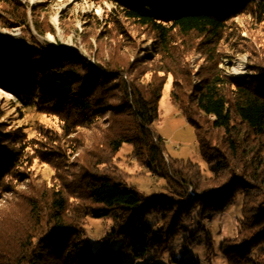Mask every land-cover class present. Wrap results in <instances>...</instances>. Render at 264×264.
Returning a JSON list of instances; mask_svg holds the SVG:
<instances>
[{
	"label": "trees",
	"instance_id": "trees-1",
	"mask_svg": "<svg viewBox=\"0 0 264 264\" xmlns=\"http://www.w3.org/2000/svg\"><path fill=\"white\" fill-rule=\"evenodd\" d=\"M110 1L123 17L149 27L162 45L153 50L161 59L149 78L145 75L149 71L140 67L149 57L122 65H94L75 51L47 50L38 43L41 57L36 58L15 42L5 53L11 72L29 77L56 107L64 121L60 139L76 127L104 130L98 141L105 149L90 156L88 172L82 171L88 203L67 218L65 194L55 191L49 228L21 241L16 255L0 254V263L122 264L121 256L128 252L135 257L150 254L151 260L169 253L175 264H200L193 256L182 260L173 256L183 223L195 217L196 227L184 238L185 245L192 244L202 221L225 211L239 197L236 233L221 241L220 252L225 264H264V66L229 76L218 66L216 49L206 48L208 66L195 74L196 83L188 63L181 59V50L170 46L174 34L218 36L229 18L243 12L264 18V0ZM167 75L172 77L170 98L194 127L209 175L196 163L164 156L163 140L154 125ZM110 89L118 95L113 98L116 102H106ZM123 143L131 145V154L142 165L166 180L167 193L145 199L115 174L107 173L106 164ZM5 155L17 163L14 156ZM203 181L214 184L201 190ZM192 188L194 193L189 192ZM88 216L109 217L117 223L118 229L111 228L98 251L84 237ZM113 240L119 241L115 249ZM206 248L214 251L210 239Z\"/></svg>",
	"mask_w": 264,
	"mask_h": 264
},
{
	"label": "rangeland",
	"instance_id": "rangeland-1",
	"mask_svg": "<svg viewBox=\"0 0 264 264\" xmlns=\"http://www.w3.org/2000/svg\"><path fill=\"white\" fill-rule=\"evenodd\" d=\"M226 22L223 31L210 39L198 34L172 36L170 46L181 50V59L188 63L193 79L208 66L206 48L216 49L218 66L229 76L245 75L264 66V18L256 12H243ZM12 42L25 51L29 49L27 53L36 58L41 57L35 45L38 43L47 50L75 51L94 65H122L149 57L140 65L149 71L147 78L161 59L153 50L162 46L149 27L123 17L110 0H0V254L4 256L16 255L21 241L33 239L49 228L55 191L65 194L67 218L88 203L81 185L82 171L88 172L90 156L105 149L98 141L104 130L76 127L59 138L64 135V121L56 107L43 98L42 89L29 77L11 72L5 53L12 48ZM171 84L172 77L167 75L159 102V120L154 125L163 140L164 156L196 163L209 175L194 127L170 98ZM117 96L113 89L108 90L106 102H116L113 98ZM55 137L58 140L53 142ZM4 153L14 156L17 165L6 155L3 157ZM131 153V145L123 143L104 169L145 199L167 193L166 180L153 174ZM213 184L203 181L200 189L207 190ZM193 191L189 189L190 193ZM240 217L241 200L237 197L225 211L202 221L198 239L185 245V236L197 225L192 216L175 239L173 256L179 260L193 256L200 264H225L219 245L235 235ZM115 225L109 217H86L83 233L93 251L101 249L111 228L118 229ZM208 239L214 247L212 253L206 248ZM118 246L119 241L113 240L111 247ZM169 256L166 253L151 260L150 254L135 257L127 252L122 254L121 263L175 264Z\"/></svg>",
	"mask_w": 264,
	"mask_h": 264
},
{
	"label": "bare ground",
	"instance_id": "bare-ground-1",
	"mask_svg": "<svg viewBox=\"0 0 264 264\" xmlns=\"http://www.w3.org/2000/svg\"><path fill=\"white\" fill-rule=\"evenodd\" d=\"M237 72H241V70H237ZM242 75H244V74H238L237 76H242ZM233 76H236V75H233Z\"/></svg>",
	"mask_w": 264,
	"mask_h": 264
}]
</instances>
